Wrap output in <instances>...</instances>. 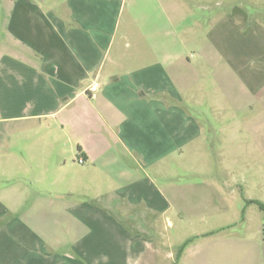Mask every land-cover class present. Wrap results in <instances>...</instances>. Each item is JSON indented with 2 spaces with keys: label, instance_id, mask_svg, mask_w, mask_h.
Segmentation results:
<instances>
[{
  "label": "crops",
  "instance_id": "0c3cea01",
  "mask_svg": "<svg viewBox=\"0 0 264 264\" xmlns=\"http://www.w3.org/2000/svg\"><path fill=\"white\" fill-rule=\"evenodd\" d=\"M139 1L157 23L119 34L124 7ZM181 5L0 0V264H161L156 213L191 196L229 210L224 169L207 183L195 167L213 134L186 102L231 61L214 45L193 60L176 34L161 44V12ZM218 232L195 235L196 255L180 264H219L218 254L246 264L241 241Z\"/></svg>",
  "mask_w": 264,
  "mask_h": 264
},
{
  "label": "rangeland",
  "instance_id": "374dc122",
  "mask_svg": "<svg viewBox=\"0 0 264 264\" xmlns=\"http://www.w3.org/2000/svg\"><path fill=\"white\" fill-rule=\"evenodd\" d=\"M144 2L139 1L134 9L124 7L119 34L129 22L132 28L157 23L155 10L153 7L148 10ZM181 2L178 14L172 17L167 14L165 18L161 12V44L176 34L187 57L193 60H198L196 50L214 45L224 47V54L231 61L223 64V81L216 72L211 78H202L194 92L198 103L186 102L212 130L208 134H213L203 149L206 157L199 158L195 167L205 168V174L212 175L205 179L207 183L210 179L216 182L214 174L224 169L230 203L227 211L199 209L200 197L191 196L188 203L173 206L160 216L156 213V219L150 218L154 223L161 218L160 227L151 224L156 228L161 264H175L180 250L181 259L189 260L196 255L195 235L216 230L219 232L214 239L231 237L241 241L244 255L242 252L240 262L264 264V0ZM131 11L138 21H132ZM237 11L246 14V21L237 20ZM118 37L117 42L121 36ZM193 180L189 176L181 181L187 184ZM117 216L122 217V213ZM127 216L126 219L133 217ZM131 224L125 222L126 226ZM219 255L214 257L222 264Z\"/></svg>",
  "mask_w": 264,
  "mask_h": 264
},
{
  "label": "built area",
  "instance_id": "2783aa9c",
  "mask_svg": "<svg viewBox=\"0 0 264 264\" xmlns=\"http://www.w3.org/2000/svg\"><path fill=\"white\" fill-rule=\"evenodd\" d=\"M91 89H92V91H96L97 85H93ZM78 163L83 165L85 163V160L83 158H80V159H78Z\"/></svg>",
  "mask_w": 264,
  "mask_h": 264
},
{
  "label": "trees",
  "instance_id": "16d2710c",
  "mask_svg": "<svg viewBox=\"0 0 264 264\" xmlns=\"http://www.w3.org/2000/svg\"><path fill=\"white\" fill-rule=\"evenodd\" d=\"M181 252L176 256V262L175 264H178L180 259H181V254H182V250H180Z\"/></svg>",
  "mask_w": 264,
  "mask_h": 264
}]
</instances>
